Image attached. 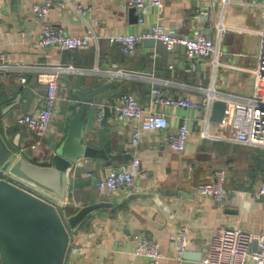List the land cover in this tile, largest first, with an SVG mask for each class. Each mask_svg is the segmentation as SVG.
<instances>
[{"label": "crops", "instance_id": "1", "mask_svg": "<svg viewBox=\"0 0 264 264\" xmlns=\"http://www.w3.org/2000/svg\"><path fill=\"white\" fill-rule=\"evenodd\" d=\"M39 1L0 0V50L24 67L71 65L87 71L60 76L55 114L49 133L41 140L17 124L19 116L39 108L45 95L38 72L24 70L0 76V106L15 101L11 110L3 112V136L34 164L51 165L73 115L83 105L77 91L85 92L112 81L104 73L107 70L150 74L168 96L199 101L206 96L202 89L211 86L241 96L249 95L253 89L247 69L257 63L261 16L249 0H166L163 10H149L145 24L136 20V12L123 0H77L89 9L88 16L81 19L73 10L56 6L51 9L49 22L76 36L93 30L98 41L89 48L68 51L36 47L42 22L31 13V6ZM204 8L210 9L206 20L201 14ZM158 22L184 36L205 31L217 42L220 24L226 31L219 42V54L192 61L182 46L168 50L156 42L154 45L143 42L132 55H125L118 44L109 40L116 34L142 33ZM21 77L27 81L22 83ZM113 81V87L97 95L93 104L85 108L83 143L95 153L79 158L70 171L68 200L72 212L93 203L112 205L99 209L79 225L73 246L77 250H72L68 264H150L148 259L133 255L138 238L146 236L160 243L165 256L161 264H179L175 256L183 231L188 237L185 250L201 252L206 260L211 239L219 229L263 232L264 196L260 194V186L264 149L201 137L197 118L202 112L152 106L150 79L131 75ZM126 93L136 95L143 107L164 113L169 122L167 130L143 132L140 143L133 146L131 137L136 123L119 122L114 113V106L121 103ZM100 111L102 120L98 119ZM184 121L192 133L185 151L176 153L168 148L165 137ZM211 132L221 134L223 129L212 121ZM134 158H139L140 166L131 188L115 193L99 190L97 182L111 168L130 164ZM217 169L227 173V194L221 203L197 193V186L212 179Z\"/></svg>", "mask_w": 264, "mask_h": 264}, {"label": "built area", "instance_id": "2", "mask_svg": "<svg viewBox=\"0 0 264 264\" xmlns=\"http://www.w3.org/2000/svg\"><path fill=\"white\" fill-rule=\"evenodd\" d=\"M123 1L126 6L135 9L138 22L145 24L149 10L153 8L163 10L166 0ZM229 1L225 0V2ZM249 1L252 7L254 6L258 11L264 7V0ZM56 6L73 10L81 19L89 14V9L77 0H59L58 2L41 0L33 3L31 13L42 22L41 34L36 44L38 49L44 50L51 47H58L64 51L85 49L98 41V37L93 30H88L85 34L76 36L71 35L62 28L53 26L48 18L51 9ZM201 14L202 19L206 20L210 14V9H202ZM259 15L261 16V27L258 31L260 41L256 53L257 63L255 67L247 69L253 82V89L249 95L241 96L224 93L211 86L202 89L206 96L199 101L182 96H168L158 87L157 80L150 74L130 73L123 70H107L104 73L112 80L128 78L131 75L150 79L153 82L151 88L152 106L181 107L201 111L202 114L197 120L201 124L200 136L203 138L225 139L264 149V9L261 13L259 12ZM218 26L220 28L217 36L218 42L201 30L192 36L179 35L161 22L152 25L142 33L116 34L110 36L109 40L118 44L121 52L125 55H132L140 44L150 39L162 44L168 50H173L179 45L185 49V54L189 60L199 61L219 54V42L224 37L226 30L221 28L220 24ZM214 64H217V59H214ZM24 70L38 72L39 81L45 85V95L39 108L32 113L19 116L17 124L26 127L41 140L49 133L51 120L55 114L60 76L64 73L86 72L87 70L75 68L71 65L24 67L14 63L10 54L0 50V76H8L11 73ZM26 81V77H21L22 83ZM216 100H224L228 104L224 122L217 123L223 129L221 134L211 132V109L213 102ZM114 113L119 122L131 121L136 123V129L132 132L131 137V143L135 147L140 143L143 132L165 131L169 124L164 113L151 107H143L137 96L132 93L123 95L121 103L114 106ZM98 119H103V111L98 112ZM191 133L192 129L185 121L175 131L167 132L165 139L168 148L173 152L183 153ZM139 166V158H134L130 164L119 168H111L97 182V187L100 191L108 193L129 189L134 185L135 172ZM88 176L93 177L91 173ZM226 178V171L217 169L212 179L197 186V193L200 196L212 198L218 203L223 202L227 194ZM260 194L264 196V176L260 186ZM187 239L186 232H181L175 256L178 260L185 251ZM254 242L257 243L256 248H254ZM76 250V248H73V251ZM133 255L148 259L150 264H161L165 257L160 243L147 236L138 238ZM205 261L207 264H264V231L256 234L241 228L219 229L211 239Z\"/></svg>", "mask_w": 264, "mask_h": 264}, {"label": "water", "instance_id": "3", "mask_svg": "<svg viewBox=\"0 0 264 264\" xmlns=\"http://www.w3.org/2000/svg\"><path fill=\"white\" fill-rule=\"evenodd\" d=\"M145 43L154 45L155 41L150 39ZM114 84L112 80L85 92L77 91L83 105L73 115L66 137L57 146L51 165L46 167L32 163L17 151L16 144L6 141L1 119L3 112L11 110L15 101L0 106V264H68L79 225L99 209L112 205L93 203L72 212L68 200L70 171L79 158L95 153L83 143L85 108ZM227 110L224 100L214 101L212 121L223 123ZM172 192L177 193L176 190ZM256 246L254 242V248ZM179 264L207 263L203 253L185 250Z\"/></svg>", "mask_w": 264, "mask_h": 264}, {"label": "rangeland", "instance_id": "4", "mask_svg": "<svg viewBox=\"0 0 264 264\" xmlns=\"http://www.w3.org/2000/svg\"><path fill=\"white\" fill-rule=\"evenodd\" d=\"M263 9H264V7H263V8H260V9H259V12L261 13ZM260 25H261V24H260ZM255 55H256V54H255ZM256 62H257V60H256Z\"/></svg>", "mask_w": 264, "mask_h": 264}]
</instances>
